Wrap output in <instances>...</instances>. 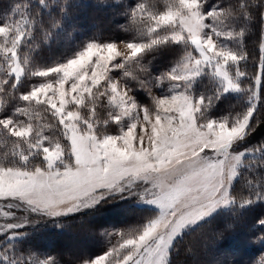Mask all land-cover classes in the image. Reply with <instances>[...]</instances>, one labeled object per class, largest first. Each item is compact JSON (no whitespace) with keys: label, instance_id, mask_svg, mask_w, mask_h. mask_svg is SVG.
Returning a JSON list of instances; mask_svg holds the SVG:
<instances>
[{"label":"snow or ice","instance_id":"obj_1","mask_svg":"<svg viewBox=\"0 0 264 264\" xmlns=\"http://www.w3.org/2000/svg\"><path fill=\"white\" fill-rule=\"evenodd\" d=\"M77 7L0 12V264H178L185 235L264 204V0H137L127 39L43 57ZM110 201L149 214L105 230L100 254L34 246L41 227Z\"/></svg>","mask_w":264,"mask_h":264},{"label":"trees","instance_id":"obj_2","mask_svg":"<svg viewBox=\"0 0 264 264\" xmlns=\"http://www.w3.org/2000/svg\"><path fill=\"white\" fill-rule=\"evenodd\" d=\"M14 0H0V12L7 10ZM137 0H79L80 7L74 8V28L52 47L45 48L42 56L47 58L69 54L81 40L91 36L104 39H127L122 26L128 24L124 13ZM246 45L256 54V36L246 40ZM168 52L159 57L158 66L172 59ZM251 71V69H249ZM236 103L235 100L231 101ZM264 141V126L257 128L253 144ZM130 202H108L85 213L61 221L62 227L51 224L41 227L34 240V246L47 249L63 256L70 262L82 255L100 254L108 247L105 230L122 229L138 223L148 215ZM264 204L253 205L242 216L225 214L184 236L181 241L178 264H256L264 256V246L257 237L264 236Z\"/></svg>","mask_w":264,"mask_h":264},{"label":"rangeland","instance_id":"obj_3","mask_svg":"<svg viewBox=\"0 0 264 264\" xmlns=\"http://www.w3.org/2000/svg\"><path fill=\"white\" fill-rule=\"evenodd\" d=\"M112 202H116V201H110V203H112Z\"/></svg>","mask_w":264,"mask_h":264}]
</instances>
